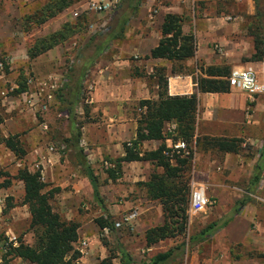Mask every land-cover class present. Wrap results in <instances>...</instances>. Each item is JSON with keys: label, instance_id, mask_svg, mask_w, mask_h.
<instances>
[{"label": "rangeland", "instance_id": "1", "mask_svg": "<svg viewBox=\"0 0 264 264\" xmlns=\"http://www.w3.org/2000/svg\"><path fill=\"white\" fill-rule=\"evenodd\" d=\"M55 1L57 0H0V93H4V96H0L2 130L8 135L17 136L20 148L24 151L20 162L22 168L40 173L42 167L39 161L42 153L51 148L53 151H50L57 154L59 165L64 173H67L66 176L75 173L82 176L84 182L77 190L70 185L58 187L53 182H44L47 184V189L58 188L50 200L53 212L63 220L76 223L77 241L85 239L88 243L81 256L83 258L81 264H120L119 249L130 256L131 264H147L149 258L143 244V233L149 225L143 226L145 223L143 216L147 215L155 219L161 215V212L157 201L147 200L145 190L139 184L142 182H138L137 176L158 174L161 169L151 162L120 163L118 167L113 163L119 158L117 151L128 143L130 124L127 122L131 119L136 124L139 117L137 102H129L125 108L123 107L124 119H128L127 121L123 120L118 126L115 125L116 123L111 124L102 108L96 107L98 101L94 100V92L97 79L93 74L95 71L93 63L86 69L82 78L78 101H75L71 95L65 96L64 102L56 97V93L63 89L65 76H72L74 81L82 63L91 55L93 47L104 41V36L113 26L112 16L120 0H64L69 5L66 9L40 22ZM140 1L143 3L147 0ZM154 1L157 4L167 3L164 0ZM186 3L188 13L192 14L194 19L204 12L206 17L217 18L235 26L236 35L242 36L249 43L252 53H254V44L258 40L264 42V0H187ZM103 4L108 6L104 11L93 8ZM153 10H149L152 15H154ZM63 25L68 26V37L64 41L32 58L29 57V53L37 51L35 44L39 39L58 31ZM126 27V36L108 41L104 49L107 53L98 58L96 63L111 61L119 52L128 51L135 29L131 22ZM126 55L133 60L130 52ZM250 56L243 58L242 61L250 62L248 61ZM113 75L116 76V73ZM127 75L132 78L131 72ZM256 76L259 80L257 73ZM54 78L57 79L56 82L52 81ZM73 81L69 82L71 89ZM261 83L264 85V78ZM10 88L13 90L10 91ZM249 104L259 107L251 118L258 119L259 130L252 133L258 132V135H261L259 137L263 138L264 91L254 97ZM67 110H70V113H67ZM70 119H74V127L80 134L77 145L73 143ZM3 120H6L7 124H4ZM2 138L0 134V139ZM263 139H260V147ZM242 144L236 155H242L247 160L245 159L242 165L236 161L239 171L230 172V177L225 180L235 188L226 189L223 198L220 196V199L207 195L215 202L202 212L191 213L187 206L185 233L167 239L173 243L168 249L181 241H186L188 236L199 232L207 224L219 220L234 209H237L239 214V210L247 206L248 202L256 206L257 219L250 224L247 232L250 230L259 233V229L255 227L259 222L261 211L264 212V203L257 200L262 195V191L247 192V182L252 174L251 160L256 158L258 148L243 140ZM198 146L197 152H209L210 156L214 157L221 156V153ZM1 152L7 153L0 142V154ZM175 157H171V160L173 161ZM191 160L188 171L184 173L189 191L192 180L199 183V176L191 171L195 169L196 163ZM14 163L15 160L11 157L8 163V167L11 168L6 170L0 168V188H9L16 193L19 183L14 179L16 174V170H13ZM81 163H85L93 172L96 196H93L91 186L82 174ZM10 172L13 175H10ZM109 174L113 177L111 178ZM213 189L211 186L206 189L204 187L208 192ZM21 195L8 198L0 212L1 248L4 242L2 233L9 228L24 244L31 245L33 242L32 234L28 229L29 217L26 208L20 205ZM244 197H248L246 204L238 207V203L245 200ZM7 204L10 206L8 207ZM131 209L137 210L138 217L131 224L122 225L118 230L105 233L95 223L96 220L104 218L113 222ZM11 213L16 216L15 221ZM225 233L224 230H219L205 240L203 246L195 248V245H198L195 244L168 264H190L191 261V264H203L205 260L198 256L201 249H206L209 257L213 254V259H218L223 264H231L243 259H253L262 264V260L250 255L264 251L244 246L242 242H235ZM73 247L76 249V243ZM210 251L213 253H209ZM2 254L3 252L0 253V264H3ZM10 261L11 259H8L5 264ZM24 264L29 263L24 262Z\"/></svg>", "mask_w": 264, "mask_h": 264}, {"label": "crops", "instance_id": "2", "mask_svg": "<svg viewBox=\"0 0 264 264\" xmlns=\"http://www.w3.org/2000/svg\"><path fill=\"white\" fill-rule=\"evenodd\" d=\"M164 1L167 3L157 4L154 0H147L143 3L139 1L136 12L125 24L121 34V37L126 36V26L131 22L135 30L131 36L130 47L126 53L119 52V56H113L111 61H100L99 64L96 63V61L107 53L106 50L94 58L93 66L95 71L93 74L95 79H97L94 100L96 102L98 101L96 107H101L103 113L106 115V119L111 121V124L116 123L115 125L118 126L123 120H128L124 119L123 107L125 108V105L129 102L138 103L141 100H156L158 91L156 77L157 75L163 76L166 78V94L168 96L195 95L197 105L194 137L237 138L258 148L256 158L251 160L250 170L253 172L259 152L261 151V147L259 146L260 139L264 138L259 137L261 135H258V132L255 134L252 133L253 131L259 130L257 126L258 119H251L254 117V111L257 112L259 107L257 105L250 106L246 95L230 89L227 93H199L193 82V78L197 77V75H201L198 70L200 67L204 69L209 66H224L229 69V72L235 68L251 67L256 71L259 80L262 82L264 78V60L261 62L242 61L243 58H248L253 50L242 36L236 35V27L232 24L224 23L217 18L206 17L204 12L200 17L194 19L193 15L188 13V6L186 5L187 0ZM150 9H154V15L149 13ZM166 14L180 16L182 18L181 33L183 35L190 34L193 36L195 46L192 58L179 61L149 58L150 50L155 48L160 40V25ZM59 16L57 18H59ZM119 38L112 39V41ZM104 40H106L105 37ZM129 52L133 60L129 59L126 55L127 53L129 54ZM129 72H131L132 78L127 75ZM115 73L116 76L113 75ZM137 110L139 112L142 111H140V109ZM3 123L7 124V121L3 120ZM127 124H130V130H128L129 143L135 138L136 124L131 119ZM1 125L2 123L0 124V134L3 138L7 137L8 133L2 130L3 127ZM173 129V123H165L163 126V134H169ZM262 136H264V134H262ZM108 140L111 141V139H107V141ZM171 142L169 138L143 141L138 145V149L143 153L154 151L160 145H164L165 150H167ZM263 142L264 139L262 143ZM4 149L7 153L1 152L0 154L2 155L0 156V168L5 170L11 168L8 167V163H10L12 157V159L15 160L13 170L17 172V170L22 168L20 164L22 159H16L6 148ZM50 150L52 149L49 148L47 151L43 152L41 160L39 161L42 167L40 172L42 181L53 182L55 186L58 187L70 185L71 188L77 190L79 185L84 182L82 176L76 173L66 176L67 173H64L62 167L59 165L57 154L52 152L53 150ZM243 153L245 152L243 151ZM116 154L119 157L123 156V148L120 147ZM241 156L236 154H221L219 157H214L210 156L209 152H194L193 149L191 161H194L196 166L195 169H191L192 173H196L199 176V183H201L205 189L208 186L214 188L209 192L205 190L206 196L210 194L209 196L220 199L221 197L223 198L226 189L235 188L229 185L230 183L225 180L230 177L233 171H239L240 168H237V162H239V165H242L244 160H247V158ZM129 163L142 164L144 162ZM10 175H13V173L10 172ZM149 176H137L138 182H146ZM212 179L215 181H212ZM17 183H19V186L16 187L18 188L16 193L9 188H0V198L3 199V207L8 198H15L14 196L22 194V184L19 181H17ZM247 183L249 184V181ZM256 190L262 191V195L257 200L264 203V162ZM248 196L251 197L250 194H248ZM208 198L212 203L215 202L214 199ZM256 212V206L252 202H248L247 206L239 210V214L234 216V218L221 230L226 232L225 234L229 239H234L235 242H242L245 244L244 246L263 252L264 212L261 211L259 222L255 227L259 229V233H254L250 230L247 232L250 224L257 219ZM11 214H13L12 218L15 221L16 216L14 213ZM143 217L145 219L143 226L149 225V228H151L162 224V215H159V217L155 219L147 215ZM2 235L4 238L9 235L14 237L17 236L10 228L4 230ZM16 239H18V237H16ZM203 243L204 241L198 243L197 246L195 245V248L203 246ZM172 244L171 240L165 239L154 245L145 247L146 255L148 258H151L157 253L165 252ZM0 253H2L1 246ZM209 253L212 254L213 252L210 251ZM198 256L203 261L205 260L203 264H223L218 259L214 260L213 254L211 255L212 257H209L206 249H201ZM24 262L26 261H22L19 258H12L8 264H24ZM81 262H83L82 257L76 261V264H81ZM231 264L261 263L253 259H243L234 261Z\"/></svg>", "mask_w": 264, "mask_h": 264}, {"label": "trees", "instance_id": "3", "mask_svg": "<svg viewBox=\"0 0 264 264\" xmlns=\"http://www.w3.org/2000/svg\"><path fill=\"white\" fill-rule=\"evenodd\" d=\"M140 0H120L113 13V26L104 36L106 40L99 42L93 47L92 53L82 63L79 73L74 81L72 76H65L63 89L56 93L59 101L64 102L65 96L71 95L75 101L79 100L81 81L93 59L99 56L107 46L109 40L121 37L123 28L131 16L136 12ZM64 0H57L48 8V14L40 19V22L54 17L68 7ZM259 14V13H257ZM182 18L173 14H166L160 25V40L158 45L151 49L149 58L179 61L192 58L194 55V38L192 35L181 33ZM68 37V26L63 25L44 38L39 39L35 46L37 51L29 53L32 58L35 55L47 51L64 41ZM104 39V38H103ZM254 53L248 61L261 62L264 59V42L258 40L254 44ZM201 75L193 78V82L199 93H227L228 83L225 80L229 70L225 67L198 68ZM205 76V77H202ZM74 82L72 89L69 82ZM157 98L156 100H141L137 103L140 113L136 120L135 138L123 145V156L113 161L114 166L129 162H151L161 169V172L152 173L146 182L139 183L145 190V196L149 201H157L162 215V224L148 228L143 233L145 247L154 245L165 239H172L185 233L186 209L189 203V188L184 178L188 171L189 163L194 152L199 147L214 150L221 154H237L242 144V139L237 138H198L194 137L196 98L194 94L189 96H168L166 94V78L160 75L156 77ZM21 92V90L19 91ZM70 113V110H67ZM74 119H70V128L73 143L78 144L79 132L74 127ZM2 118L0 116V124ZM165 123H173L174 129L169 134H163ZM169 138L172 142L181 140L186 144L188 154L184 157L176 156L173 161L163 155L165 146L160 145L156 150L141 153L138 145L143 141L163 140ZM1 144L16 159H22L24 151L20 148L16 135H8L0 139ZM82 155V152L80 151ZM83 156V155H82ZM264 162V142L259 152L257 163L249 179L247 192L256 190ZM82 165V174L88 180L93 196L97 195L95 177L90 167ZM112 178L113 176L109 174ZM14 179L22 184V196L20 205L25 206L29 215L28 229L32 234L31 245L24 244L19 238L15 246H3L1 260L3 264L8 259L19 258L30 264H76L80 254L74 245L77 241L78 225L71 221L61 219L53 212L50 200L58 188L47 189V184L41 179L39 171H28L25 167L17 170ZM248 197L238 203L239 206L246 204ZM9 207L10 205L7 204ZM238 210L223 216L219 220L207 224L199 232L187 237L172 248L162 253H157L149 258L147 264H168L176 257L184 253L195 244L209 239L213 234L224 228ZM100 230H112V223L107 218L95 221ZM5 240V238H4ZM121 255L120 264H131L130 256L119 249ZM262 260L264 264V252L250 255ZM7 257H9L7 259Z\"/></svg>", "mask_w": 264, "mask_h": 264}, {"label": "built area", "instance_id": "4", "mask_svg": "<svg viewBox=\"0 0 264 264\" xmlns=\"http://www.w3.org/2000/svg\"><path fill=\"white\" fill-rule=\"evenodd\" d=\"M95 10H106L107 5L103 4L100 6H93ZM1 68V63H0ZM57 79H53V82H56ZM225 80L228 83L230 90L240 92L247 97V101L252 102L253 98L262 94L264 91V85L257 79L255 71L251 67L244 68H235L232 69ZM52 88L54 86H51ZM56 87V83H55ZM13 89L10 88V91ZM0 96H4V93H0ZM188 154L186 144L181 140H176L171 142V145L163 153L164 156L171 159L173 156L184 157ZM212 202L205 194L204 187L201 183H195L193 180L190 182V191H189V212L199 213L204 211V209L210 206ZM3 207V199L0 198V212ZM138 217V212L136 209H131L127 213L121 215L118 220L113 221L112 230H118L122 225L131 224ZM103 232H107V229H102ZM16 237L14 236H5L3 246L7 247L8 245H16ZM88 243L85 239H79L76 242V251L80 254V257L84 254L85 249L87 248ZM79 260V259H78Z\"/></svg>", "mask_w": 264, "mask_h": 264}]
</instances>
